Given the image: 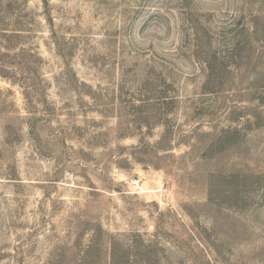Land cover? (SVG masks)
<instances>
[{
	"label": "rangeland",
	"instance_id": "374dc122",
	"mask_svg": "<svg viewBox=\"0 0 264 264\" xmlns=\"http://www.w3.org/2000/svg\"><path fill=\"white\" fill-rule=\"evenodd\" d=\"M0 264H264V0H0Z\"/></svg>",
	"mask_w": 264,
	"mask_h": 264
}]
</instances>
